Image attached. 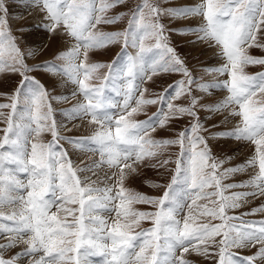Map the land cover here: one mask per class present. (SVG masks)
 I'll return each instance as SVG.
<instances>
[{
  "label": "snow or ice",
  "instance_id": "6c2138e0",
  "mask_svg": "<svg viewBox=\"0 0 264 264\" xmlns=\"http://www.w3.org/2000/svg\"><path fill=\"white\" fill-rule=\"evenodd\" d=\"M24 3L43 14L36 27H42L50 38L66 36L74 43L51 61L29 65L26 60L40 49L21 48L9 25L6 0H0V73H17L21 77L9 97L10 103H0V110L11 109L6 118L0 111V118L6 121V127L0 129V221L12 222L0 223V234L6 237V242L0 243V264H18L25 257L30 258L28 264H94L92 257H102L100 264H193L186 254L211 259L213 264H264V220L243 219L264 213V204L241 216L227 214L250 199L264 197V72H245L249 65L264 66V57H254L248 51L254 47L264 49V0H201L196 5L175 8L161 7L160 0H141L131 10L123 32H103L97 26L116 24L123 14L107 13L125 0ZM165 16L202 17L203 23L167 29L161 23ZM26 30L23 26L17 29L20 33ZM167 32L190 33L196 37L191 43L218 48L216 55L224 63L205 71L227 79L197 83L184 58L171 46ZM121 42L123 50L136 49L134 55L127 54L123 64L118 62L119 54L110 64L90 62L93 50ZM154 48L159 52L150 57ZM102 68L108 69L103 76L99 75ZM33 72L60 75L76 86L71 95H81L84 102L62 114L69 120L90 117L89 124L97 126L91 136L60 135L63 125L57 124L50 99L67 101L69 97L50 96L45 85L29 75ZM160 73H180L185 79L169 85L174 95L169 96L165 90L156 99L145 98L147 89L141 85ZM94 79L100 83L92 84ZM193 84L205 94L215 89L228 94L221 101L204 104L203 97L193 95ZM109 88L122 99L106 95ZM181 97L188 98L189 103H173ZM158 103L164 107L146 120L131 119L145 106ZM18 104L23 105L22 111H18ZM198 107L209 113L230 110V116L239 117L233 129L212 133L209 138L247 141L255 146L254 154L243 164L219 171L224 161L212 155L209 138L201 135L207 129L201 123ZM185 116L191 117L193 123L175 139L152 138L157 127L165 128L170 121ZM46 132L52 140L43 143L39 138ZM61 140L78 150L92 151L100 159L76 167L68 151L60 146ZM171 145L180 147V155L162 196L148 197L125 187L129 178L139 174L141 166L166 167L170 160L160 156ZM105 167L113 171L102 180L81 175H96L97 169ZM249 167L258 171L247 181L222 183ZM235 188L250 190L225 194ZM200 200L205 203L197 205ZM136 203L153 205L156 210L137 211L132 207ZM193 206L200 209L199 217L209 219L197 223ZM185 207L188 215L181 225L177 217ZM5 208L12 211L6 213ZM101 211L114 212V221L109 223ZM143 220H151L153 227L134 233ZM211 220L220 223L212 224ZM20 244L26 247L5 257L6 251ZM249 248L256 251L247 256L234 251Z\"/></svg>",
  "mask_w": 264,
  "mask_h": 264
},
{
  "label": "rangeland",
  "instance_id": "374dc122",
  "mask_svg": "<svg viewBox=\"0 0 264 264\" xmlns=\"http://www.w3.org/2000/svg\"><path fill=\"white\" fill-rule=\"evenodd\" d=\"M141 0H125V3L119 4L116 7L110 9L107 13L108 16H115L123 14L122 18L116 24H102L98 25V29L103 32H123L128 27V20L131 15V10L140 3ZM201 0H160L161 7L163 8H175V7H183V6H192L200 3ZM6 6L8 7V21L9 25L12 28L13 34L17 36L18 42L22 49H40L34 57L28 58L26 62L29 65H34L37 63H42L44 61H51L53 58L60 53L61 51H65L73 46V41L68 37L64 38V44L59 45L55 50L50 54L46 55L45 51L47 47H44L41 43L35 42L37 39L43 36L41 32H45L42 27H36L42 19L43 14L39 12V10H34L35 15L34 19H31L33 15L29 11L33 9H28L25 6L24 0H6ZM27 12V13H26ZM38 13V14H37ZM28 14H30L28 16ZM41 14V15H40ZM21 15V16H20ZM20 17V18H19ZM23 17V18H21ZM38 18V19H37ZM16 19V20H15ZM18 19V20H17ZM37 19V20H36ZM35 20V21H34ZM19 21V22H18ZM161 23H163L167 29H176V28H184V27H196L203 23L202 17H189L187 19H172L171 17H162ZM24 27L27 30L23 33L17 31L20 27ZM47 33V32H45ZM169 37V41L171 46H173L177 52L180 54L182 58L185 60V64L190 70L193 78L197 81V83H209L213 81H223L227 79V76H221L214 72L205 71L206 69L219 67L222 63H224L223 58L216 55L219 51L218 48L213 50L214 52L210 56H206L202 50V48H207V44L205 46H197L191 41L195 40L196 37L192 34L178 35L175 32H167ZM40 40V39H39ZM67 41V42H66ZM146 43L152 44L153 41H147ZM69 44V45H68ZM249 54L254 57H264V49L261 48H251L248 50ZM136 49L128 48L123 50V44L115 43L108 45L102 49H96L90 52V62H96L101 64H110L114 60L117 59L119 54V63L123 64L127 60V54L134 55ZM159 52L158 49H153V53H150L149 56H153ZM214 55V56H213ZM215 57V58H214ZM108 72L107 68H102L99 70V75L103 76ZM245 72L249 75H255L260 72H264V66L261 65H249L245 68ZM29 75L35 76L36 79H39L45 87L48 89L50 96H68L69 99L67 101L64 100H55L50 99V103L53 108V116L57 121L58 125H63L60 129V135L73 137V138H83L91 136L96 125L89 124L90 117L82 116L81 118L69 120L62 113L63 110L71 108L73 105L78 102H84L83 97L81 95H77L73 97L71 95L72 92L76 91V86L70 82H67L66 78L60 75H50L44 72H33ZM52 76L53 79H49L48 77ZM185 79L180 73H160L157 76H154L152 80H145L141 85L142 89H147L145 92V98L156 99L160 94H163L165 90H167V94L169 96L174 95V89L169 88V85H174L177 81ZM21 81V77L17 73H0V103H10L9 97L14 93L15 89L19 86ZM92 84H99L100 81L92 80ZM61 84V85H60ZM193 95L197 97H203L201 103L204 104H213L218 101L223 100L227 96L226 90L223 89H215L212 90L211 94H205L198 90L196 84L192 85ZM71 89V90H70ZM66 92V93H65ZM71 92V93H70ZM222 92V93H221ZM106 95L109 97L121 100V97H116L115 93L109 89H106ZM261 98L260 94H257V99ZM175 104L179 105H187L189 103V99L185 97H181L178 100L173 101ZM132 107L135 106L133 103ZM164 107L161 104L155 105H147L144 110L138 114H134L131 119L136 121H144L153 113H156L158 109ZM23 110V105L18 104V111ZM167 111L166 107L164 108ZM5 114V118L11 109H3ZM114 113H118V109L111 110ZM198 115L200 117L201 123L203 127L207 129L201 133V135L209 138L212 133L215 132H224L233 129L239 123V117H232L229 115L230 110H225L219 113H209L207 111L197 108ZM210 117V118H209ZM227 117V119H225ZM5 118H0V129L6 127ZM77 122H76V121ZM78 121L84 123L81 128H77ZM76 122V123H75ZM88 124H86V123ZM193 123L192 118L185 116L181 119H174L170 121L169 125L165 128L157 127L155 132L151 133L152 138L157 140L163 139H175L177 134L180 131L185 130ZM213 125H217V127H213ZM85 128V129H84ZM3 133L0 131V137H2ZM52 140L50 133H44L39 138V141L43 143H48ZM235 141V142H234ZM60 146H62L65 150L68 151L69 157L71 158L74 166L83 167L84 165H91L94 161L100 159L99 155L88 150H78L74 148L72 145L66 143L61 140L59 142ZM209 147L211 148L212 155L216 157L218 160H223L219 171H223L226 168L235 167L237 165L245 163L253 154L255 150V146L247 141H237L235 139L230 138H209L208 139ZM246 145V146H244ZM243 149H241V147ZM94 147V145L92 146ZM245 150V151H244ZM180 155V147L178 145H171L165 148L160 156V159H169L170 163L166 167H152V166H141L138 169L139 174L129 178L125 182V187L135 192L142 193L148 197H160L163 195L167 185H169L172 181V177L175 174V160ZM231 157V159H228ZM157 161L153 160V163ZM7 167L14 168V165H6ZM113 169L101 168L96 170V175H92V173H82L81 175H87L91 177V180H102L107 173L111 174ZM258 171V168H247L243 172L235 173L230 176L228 179L222 181L224 184L230 183H240L247 181L251 176L255 175ZM21 177H24V174H21ZM153 185H160V187H155ZM99 186L103 187V184ZM179 188V186H176ZM250 189H241L235 188L230 189L225 194H230L231 192H240V191H248ZM188 203H191L189 200ZM205 201L200 200L197 201V205L204 204ZM264 204V197L250 199L248 203L244 204L242 207L237 209H232L228 211L229 216H241L243 213H249L253 208H256ZM16 207V206H13ZM137 211H145V212H154L156 210L155 206L145 204V203H136L132 206ZM55 211V208L52 209ZM6 213L11 212L12 208L3 209ZM200 209L196 206H193L192 214L197 216V223H203L209 218L207 217H199ZM100 215L105 216L109 223H112L115 219L114 212L101 211ZM188 215V208L185 207L182 212L178 214V219L181 221V225L183 224L184 217ZM243 219L250 221H259L264 220V213H256L255 215H247L243 216ZM238 223V221H234ZM0 223H8L12 224L11 221H0ZM212 224L220 223L219 220H211ZM153 227V222L151 220H143L140 223L138 228H134V233L139 232L142 229H150ZM6 242V237L3 234H0V243ZM25 245L20 244L18 247L13 248L5 252V257H11L15 255V253L22 251ZM138 250V249H137ZM240 253L242 256L251 255L256 251L254 248L249 249H237L234 250ZM187 255V258L193 261V264H213L211 259H206L204 257L196 256L195 254ZM30 258H22L18 264H28ZM94 264H100L102 257H92L91 258Z\"/></svg>",
  "mask_w": 264,
  "mask_h": 264
},
{
  "label": "bare ground",
  "instance_id": "6f19581e",
  "mask_svg": "<svg viewBox=\"0 0 264 264\" xmlns=\"http://www.w3.org/2000/svg\"><path fill=\"white\" fill-rule=\"evenodd\" d=\"M28 9H30V8H28ZM34 10H36V9H33V10H31V11H29L30 13H31V15H33V13L35 14V11ZM38 10V9H37ZM33 12V13H32ZM27 13V12H26ZM38 14V13H37ZM30 14H28V16H29ZM41 15V14H40ZM21 16V15H20ZM35 15H33L32 16V18L31 19H34L35 17H34ZM30 17V16H29ZM20 18V17H19ZM38 19V18H37ZM36 19V20H37ZM16 20V19H15ZM18 20V19H17ZM35 21V20H34ZM19 22V21H18ZM41 34H43V36L42 37H40L39 39H37L35 42H37L38 44L39 43H41L42 45H47V49H46V51H45V54L46 55H50L54 50H55V48H57L59 45H63L64 44V36L62 37V36H60V35H54V36H52L51 38H50V36H49V34L48 33H45V32H41ZM66 37V36H65ZM67 42V41H66ZM202 44H203V46H205L204 44L205 43H196L195 45H197V46H202ZM69 45V44H68ZM202 46V47H203ZM202 50H203V52H204V54L206 55V56H210L214 51L213 50H215V48L214 47H208L207 46V48H202ZM214 56V55H213ZM215 58V57H214ZM48 75V74H47ZM50 80L51 79H53L52 78V76H49L48 77ZM61 85V84H60ZM71 90V89H70ZM66 93V92H65ZM71 93V92H70ZM222 93V92H221ZM76 121V120H75ZM77 122V121H76ZM75 122V123H76ZM86 123V122H85ZM78 125H76V127L79 129V128H81L80 130H82V126L84 125V123H82V122H80V121H78V123H77ZM87 124V123H86ZM88 125V124H87ZM85 129V128H84ZM235 142V141H234ZM244 146H246V145H244ZM244 146H242L241 147V149H243V147ZM245 151V150H244ZM25 247V246H24Z\"/></svg>",
  "mask_w": 264,
  "mask_h": 264
}]
</instances>
